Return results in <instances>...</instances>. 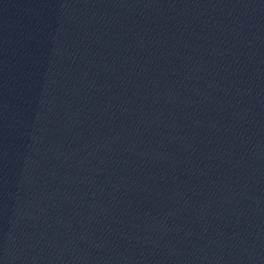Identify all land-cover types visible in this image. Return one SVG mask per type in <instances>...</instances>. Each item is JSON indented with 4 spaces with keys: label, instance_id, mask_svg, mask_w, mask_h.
I'll use <instances>...</instances> for the list:
<instances>
[{
    "label": "water",
    "instance_id": "water-1",
    "mask_svg": "<svg viewBox=\"0 0 264 264\" xmlns=\"http://www.w3.org/2000/svg\"><path fill=\"white\" fill-rule=\"evenodd\" d=\"M0 264H264V0H0Z\"/></svg>",
    "mask_w": 264,
    "mask_h": 264
}]
</instances>
